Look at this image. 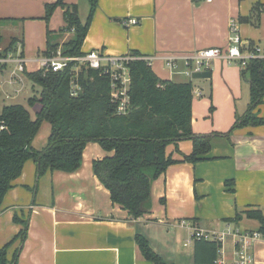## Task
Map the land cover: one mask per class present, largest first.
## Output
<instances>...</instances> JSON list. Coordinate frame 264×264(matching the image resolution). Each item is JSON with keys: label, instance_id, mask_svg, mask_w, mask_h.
<instances>
[{"label": "crops", "instance_id": "obj_1", "mask_svg": "<svg viewBox=\"0 0 264 264\" xmlns=\"http://www.w3.org/2000/svg\"><path fill=\"white\" fill-rule=\"evenodd\" d=\"M57 1L0 0V32L7 31L10 35L6 37L5 50L10 45L14 51L18 49L14 48L16 45L23 47L24 35L8 30L30 21L43 25L42 53L46 49L47 30L53 33L52 43L59 46L66 43L72 33H59L65 26L64 9H56L48 23L44 20L45 5ZM60 1L68 8L76 7L79 19L85 20L89 0ZM253 13L257 16V34L264 36V1L96 0L81 52L96 50L109 56L138 53L154 58L150 68L158 79L185 83L183 75L168 71L162 59L202 49L226 48L231 21L236 22L239 36L241 31L243 35H252ZM129 19L137 20L138 24L123 26L122 22ZM1 44L0 38V52L4 49ZM243 45L257 46L250 40ZM19 52L24 57L23 51ZM28 60L31 62L27 70L34 72L29 67L35 61ZM235 70L226 61L215 60L209 69L210 78L194 84L192 132L217 134L210 141L206 156L209 160L169 166L152 183L151 212L143 218L130 219L126 210L111 202L109 192L94 175L93 161L111 155L97 143L86 144L81 165L72 173L54 171L38 176V164L26 161L0 206V249L11 242L6 262L151 264L136 245L135 237L141 236L164 261L183 264L186 260L193 264L194 243L184 246L191 237L190 228L258 231V221L242 213L258 210L264 218V123L230 132L236 117L243 116L249 104V100L247 107L238 103L243 79L241 71L237 70L238 74ZM196 91L201 92L200 97ZM261 106L255 112L264 122V105ZM191 151L190 140L166 147V155L175 161H181ZM236 215L240 218L234 221ZM21 223H25L26 233L19 238ZM228 245L225 243L224 258L230 264L232 246L230 242ZM251 252L253 264H264V236Z\"/></svg>", "mask_w": 264, "mask_h": 264}, {"label": "trees", "instance_id": "obj_2", "mask_svg": "<svg viewBox=\"0 0 264 264\" xmlns=\"http://www.w3.org/2000/svg\"><path fill=\"white\" fill-rule=\"evenodd\" d=\"M95 6L96 0H89L87 16L81 21L76 7L68 8L60 0L45 5L46 23L54 11L61 8L64 9L65 26L59 33L73 32L72 37L59 46L52 43L53 33L47 30L43 55L61 48L63 56H82L81 46ZM74 66L71 63L58 72L39 70L24 73V78L32 84V90L33 86L39 88V97L27 100L28 107L39 106L34 119L21 105L0 109V206L13 182L21 175L26 161L38 164V176L54 171L72 173L81 165L86 144L97 143L111 155L93 161L94 175L109 192L111 202L126 210L130 219L143 218L151 212L152 183L171 165L182 162L195 165L209 160L206 156L210 152V141L217 134L195 135L192 132L194 84L191 81L173 83L160 80L145 61H132L127 66L130 75L128 111L118 114L117 102L110 97L109 77L101 70L85 66H80L75 73ZM263 69L264 60H255L241 71L242 79L249 87V104L246 113L236 117L230 132L264 123L255 113L264 99ZM71 81L80 88L75 97L70 95ZM44 122L50 125V134L45 147L36 150L31 144ZM180 140H190L192 151L181 161H175L166 155V147ZM242 214L257 220L258 232L264 236V218L260 211L250 209ZM239 218L240 215H236L234 221ZM21 225L19 238L26 233L25 223ZM135 242L146 261L170 264L160 258L143 237L136 236ZM9 245L11 242L0 249V264H8L5 255ZM220 246L214 241H194L193 264H215Z\"/></svg>", "mask_w": 264, "mask_h": 264}, {"label": "built area", "instance_id": "obj_3", "mask_svg": "<svg viewBox=\"0 0 264 264\" xmlns=\"http://www.w3.org/2000/svg\"><path fill=\"white\" fill-rule=\"evenodd\" d=\"M211 2V0H205ZM138 21L129 19L122 22L123 26H135ZM73 32L72 30L70 31ZM154 58L144 56H134L131 53L109 56L102 52L92 50L84 53L82 56L69 57L63 56L61 48L49 55H42L35 61L38 69L43 71L58 72L74 63L73 71L78 73L80 66L92 70H101L103 75L110 80V97L112 101L117 102V113L126 114L129 107L128 89L130 85V75L128 64L135 60H143L150 65ZM163 64L165 68L174 74H181L186 78H191L195 73L209 71L210 66L215 60L226 61L230 65L240 66L243 69L250 61L264 60V48L258 46L247 47L242 44L239 36L238 26L235 21L230 22L228 46L224 49L209 48L195 51L186 56L168 55L164 57ZM31 62L24 58L17 50H8L0 56V96L3 86L14 87L18 85L22 88L24 73L28 72L27 64ZM80 88L71 81L70 95L77 96ZM15 95L20 93V89H13ZM197 97L201 96L200 91L195 92ZM12 97V96H10ZM5 94V98H10ZM192 233L184 246L194 243L196 240L214 241L220 243V250L215 260V264H229L224 258L225 242H230L232 246L230 264H253L254 257L251 252L253 245L263 239V235L258 231H240L238 228L226 227L221 231L200 230L190 228Z\"/></svg>", "mask_w": 264, "mask_h": 264}, {"label": "rangeland", "instance_id": "obj_4", "mask_svg": "<svg viewBox=\"0 0 264 264\" xmlns=\"http://www.w3.org/2000/svg\"><path fill=\"white\" fill-rule=\"evenodd\" d=\"M263 1L264 0H259V2H261V3H263ZM261 11H263V10H261ZM253 16H254L255 22L253 23V28H251V30L253 31L252 35H250V34L249 35H243L242 31L240 32V38L242 40V44H245V43H247V40H250L253 42V45H257L260 48H264V36H259V33L257 34V31H258L257 25L258 24L256 21L255 13H253ZM84 18L85 17L83 15V17H81V19L84 20ZM7 27H8V25H7ZM6 30H8V29H6ZM8 31H11L13 33L20 32L24 35L23 47H21L20 45H16V46H14V48L18 47V49H17L18 51L22 50L25 58L38 60L40 57H42L43 53L41 50L44 47V45L42 43V42H44L43 37H42L43 32H44V28L40 22L30 21L25 25H20L19 28H17V29H10ZM8 36H10V35H8L7 31L5 33L0 32V38L2 39L1 45L4 48L1 50L0 53H4L6 51L5 46L8 42V39H7ZM248 43H250V42H248ZM226 48H224V50ZM216 61H220V60H216ZM34 63L35 64H33L29 67V70H33V71L35 70L36 71L38 69V64L36 62H34ZM232 66H234V65H232ZM235 67L239 72L243 70V68L240 66H235ZM237 70H235V71L238 73ZM181 78L183 80H185L186 82L191 81V82H193V84H195L197 81V80H193L191 78H186L184 76ZM1 81H2V78H0V82ZM14 88L20 89V93L17 94L16 96L13 95V89ZM5 94H7L9 97L10 96H14V97L6 99ZM33 96L39 97V88L33 86V90H32V84L26 78L23 77L22 88L18 85H14V87H12V88L8 87V86H3L2 91H1V96H0V109L4 106H9V105H21L28 110L31 118L34 119V114H35V112H37L39 110V106H38V104H35L32 107H28V105H27V100ZM248 100H249L248 99V85L242 80V96H241V99L238 101V103L241 105L244 104L243 105L244 107L246 104V107H247ZM261 105L262 106L264 105V99H263V102L261 103ZM261 105H259V107ZM255 113L258 114V111ZM49 134H50V125L46 122L42 123L40 126V129L38 130V133L36 134V136L33 140V147H35L37 150H42L46 145V141H47ZM228 243H226L227 246H229ZM225 247L226 246H224V249L226 250ZM183 264H191V262L183 260Z\"/></svg>", "mask_w": 264, "mask_h": 264}, {"label": "water", "instance_id": "obj_5", "mask_svg": "<svg viewBox=\"0 0 264 264\" xmlns=\"http://www.w3.org/2000/svg\"><path fill=\"white\" fill-rule=\"evenodd\" d=\"M210 71H205V72H200V73H195L192 75L193 80H207L210 78ZM262 76L264 77V69L262 71Z\"/></svg>", "mask_w": 264, "mask_h": 264}]
</instances>
